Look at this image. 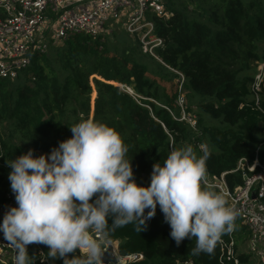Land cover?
<instances>
[{
  "label": "trees",
  "instance_id": "1",
  "mask_svg": "<svg viewBox=\"0 0 264 264\" xmlns=\"http://www.w3.org/2000/svg\"><path fill=\"white\" fill-rule=\"evenodd\" d=\"M161 2V14L145 12L153 35L162 40L152 54L124 28L113 40L106 29L95 38L76 33L50 39L47 50L33 55L15 78L0 79V194L11 190L6 162L29 149L34 156L50 153L73 135L69 127L90 119L93 90L91 120L120 134L138 185L147 187L153 165H163L172 150L187 145L197 156L203 151L199 145L206 146L205 179L224 174L230 191L243 183L242 170H234L239 159L257 155L264 163V84L258 106L250 90L264 60V0ZM201 186L220 193L203 181ZM169 233L157 205L144 231L134 223L113 230L109 219L104 241L96 240L101 249L105 242L116 243L119 256H142L129 264H220L218 244L212 254L193 255L195 237L177 246ZM237 249L240 264H254ZM27 252L35 264H63L47 256L46 245L29 244Z\"/></svg>",
  "mask_w": 264,
  "mask_h": 264
},
{
  "label": "clouds",
  "instance_id": "2",
  "mask_svg": "<svg viewBox=\"0 0 264 264\" xmlns=\"http://www.w3.org/2000/svg\"><path fill=\"white\" fill-rule=\"evenodd\" d=\"M69 128L73 135L50 153L34 156L29 149L6 162L17 206L4 213L0 233L16 251L14 264H35L27 252L34 243L46 245L47 256L63 264H102L91 232L106 235L109 219L113 230L134 223L142 232L157 205L177 246L196 238L193 255L212 254L235 230L238 213L226 194L201 186L209 151L197 156L192 145L172 150L163 165H153L145 187L133 178L128 147L114 128L91 119Z\"/></svg>",
  "mask_w": 264,
  "mask_h": 264
},
{
  "label": "built area",
  "instance_id": "3",
  "mask_svg": "<svg viewBox=\"0 0 264 264\" xmlns=\"http://www.w3.org/2000/svg\"><path fill=\"white\" fill-rule=\"evenodd\" d=\"M147 10L161 14V0H0V79L15 78L19 71L30 65L33 55L47 50L50 39L63 40L76 33L95 38L105 30L106 22L118 19L122 14L125 16V30L136 33L144 51L152 54V49L162 40L153 35L152 22L145 20ZM263 84L264 60L250 83L257 106ZM177 103L183 110L182 94H178ZM187 120L192 127L195 126L194 120ZM262 133L264 135V127ZM199 148L205 150L206 146L202 144ZM238 169L243 172V183L233 191L228 189L224 174L213 177V181L203 180L205 185L215 186L220 193L226 194L228 205L234 206L238 213L235 230L223 235L218 242V260L220 264H240L237 237L246 232L245 252L254 264H264V163L257 155L252 161L241 158L234 170ZM15 206L11 190L0 194V220L8 208ZM92 235L94 239L104 238L102 233ZM38 253L42 254L40 249ZM115 253L117 264H129L142 257L140 254L119 256L117 251ZM15 255L13 246L0 233V264H14ZM40 261L46 262L44 258ZM178 264L193 263L188 260Z\"/></svg>",
  "mask_w": 264,
  "mask_h": 264
},
{
  "label": "rangeland",
  "instance_id": "4",
  "mask_svg": "<svg viewBox=\"0 0 264 264\" xmlns=\"http://www.w3.org/2000/svg\"><path fill=\"white\" fill-rule=\"evenodd\" d=\"M124 19H125V16L122 14L118 19L111 20V21L105 23L104 29H106L107 32H111L112 31V33L109 35V39L110 40H113V38H114V34L113 33L114 32L116 34H119V33H122L123 32L124 23H125L124 22ZM130 34H134V33H130ZM94 98H95V91L93 90L92 93H91V113H90V119H91V116H92ZM238 237H239L238 248H239V250L245 251L244 249H245V240L247 238V233L246 232H241L238 235ZM102 241H104V240H101L100 242H102ZM106 244H108V242H105V246H106ZM113 245H114L115 251H117L116 250V245L117 244L116 243H113ZM125 264H128V263H125Z\"/></svg>",
  "mask_w": 264,
  "mask_h": 264
},
{
  "label": "water",
  "instance_id": "5",
  "mask_svg": "<svg viewBox=\"0 0 264 264\" xmlns=\"http://www.w3.org/2000/svg\"><path fill=\"white\" fill-rule=\"evenodd\" d=\"M103 254L101 256L102 264H117L118 259L115 253L114 245L112 243H108L105 246V249H101Z\"/></svg>",
  "mask_w": 264,
  "mask_h": 264
}]
</instances>
